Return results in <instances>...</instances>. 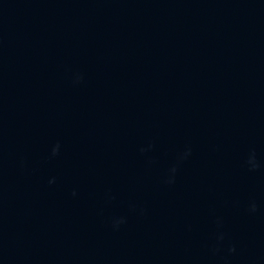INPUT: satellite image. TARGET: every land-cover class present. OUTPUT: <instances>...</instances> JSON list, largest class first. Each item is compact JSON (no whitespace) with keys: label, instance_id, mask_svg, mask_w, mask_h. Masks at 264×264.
<instances>
[{"label":"water","instance_id":"obj_1","mask_svg":"<svg viewBox=\"0 0 264 264\" xmlns=\"http://www.w3.org/2000/svg\"><path fill=\"white\" fill-rule=\"evenodd\" d=\"M0 264H264V0H0Z\"/></svg>","mask_w":264,"mask_h":264}]
</instances>
